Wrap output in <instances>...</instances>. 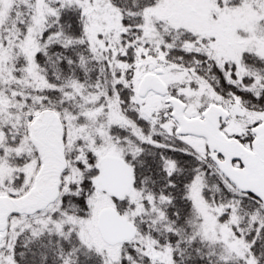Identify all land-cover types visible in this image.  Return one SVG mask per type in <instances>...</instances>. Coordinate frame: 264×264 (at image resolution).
<instances>
[{"label":"snow or ice","instance_id":"1","mask_svg":"<svg viewBox=\"0 0 264 264\" xmlns=\"http://www.w3.org/2000/svg\"><path fill=\"white\" fill-rule=\"evenodd\" d=\"M0 264H264V0H0Z\"/></svg>","mask_w":264,"mask_h":264}]
</instances>
